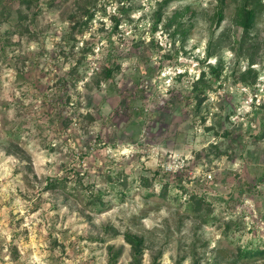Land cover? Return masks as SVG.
Wrapping results in <instances>:
<instances>
[{"label":"rangeland","instance_id":"rangeland-1","mask_svg":"<svg viewBox=\"0 0 264 264\" xmlns=\"http://www.w3.org/2000/svg\"><path fill=\"white\" fill-rule=\"evenodd\" d=\"M51 1L65 0H39L24 23L30 35L10 36L18 3L0 0V264H112L109 246L122 250L116 264H132L127 233L145 239L142 264H245L238 250L264 243V140L251 141L264 124V13L255 46L239 58V0H227L220 28L217 0H180L156 30L165 0H97L95 19L74 37L77 0ZM212 38L215 57L203 63ZM84 48L80 79L60 83ZM250 56L254 86L238 82ZM114 58L122 69L111 86L86 87ZM219 60L223 74L196 115L192 84ZM86 113L95 122L82 120ZM226 130L242 136L223 139ZM212 143L234 150L209 161ZM77 173L108 194L109 210L94 214L80 197L44 190L48 178L69 176L73 186ZM121 174L130 183L147 179L156 195L137 182L117 196ZM194 193L211 205L208 222L192 216Z\"/></svg>","mask_w":264,"mask_h":264},{"label":"trees","instance_id":"trees-1","mask_svg":"<svg viewBox=\"0 0 264 264\" xmlns=\"http://www.w3.org/2000/svg\"><path fill=\"white\" fill-rule=\"evenodd\" d=\"M17 1V10L19 11V17L17 23H15L14 31H9L7 34L12 36L14 33L20 34H28L30 35V26L24 24L25 21H29V12L31 8L39 2V0H16ZM69 0H65L64 2L51 1L49 4L51 7H60V5H64V3H68ZM129 1V0H125ZM180 0H165L162 5H160L159 11L157 12V18L155 19L154 30L158 28L159 23L162 21V12L164 9L169 7L172 3L179 2ZM97 0H77L75 4V8L73 12L70 14L69 21L72 25V37L75 33L83 32L86 28L90 26V23L93 22L95 16L97 14ZM219 5V10L215 15L216 28H220L221 24L224 21V12L226 9L227 0H217ZM239 13L234 19L235 25L241 29V35L236 40L238 43V57H242L245 53L244 51L251 50L252 47L255 46L254 39L252 38L253 33L255 32L258 26V20L261 17L262 13H264V0H239ZM9 9V8H8ZM11 13V11H10ZM180 14L179 11H176L175 14L167 20L166 26L171 27L173 22L176 20V17ZM10 15V14H9ZM120 15L121 11H119L118 16H113L112 20L115 22V26L118 27L120 25ZM213 41L212 38L208 44L205 57L203 59V63H207L211 58L215 57V52H213ZM75 49V46H73ZM237 48H232V50L236 51ZM89 50L83 49L81 53V58H79L75 65L70 69L68 77H64L60 83H65L67 80L72 77L73 85L80 79L77 75L80 73V68L84 66L87 53ZM256 60L250 56L247 58V66L244 71L239 74L238 82L246 86H254L257 84L259 73L254 68L256 65ZM208 73L202 72L197 79L192 84V92H193V101H194V109L195 114L198 115L201 112L203 104L208 100V89H214L212 87V83L214 84L216 81H219L220 77L223 74L224 67L223 62L221 60L217 61V65L208 64ZM122 65L119 60L116 58L109 60L107 63H104L96 72L93 73L91 81L87 82L86 87L94 81L98 87H101L104 84L111 86L114 82L115 77L121 72ZM208 75L213 77V81L208 85ZM181 77V76H180ZM85 77H83L84 79ZM72 98L70 96L66 99V104L71 103ZM58 107L60 103H57ZM62 119L61 114H59ZM82 120H86L90 123L95 122V117L92 113L80 114ZM205 121V117L202 119ZM64 123L68 126L71 125L70 119H65ZM242 134L237 133L236 131L226 130L224 134L221 136L223 139L232 140V142L239 139ZM253 138L251 141L255 144L264 140V124H260V131L256 135H252ZM223 144L220 143H212L206 150L205 157L211 161V158L219 159L223 156H229V150H234V147L229 145L227 148H222ZM78 180L71 185V180L69 176H64L60 178H48L46 181V186L44 187L45 191H61L65 194H73L76 197H80L83 199L86 208L94 213L101 214L106 210H109L112 204V201L108 198V194L102 190H96L94 186H85L83 183V177L80 173H77ZM111 179V178H110ZM116 186L112 188V191L115 189L119 192L117 196L125 197V193L129 192L131 189L132 183H137L140 188H143L147 191V197H151L156 195L153 192V184L150 183L147 179L141 178L140 180H133L131 183L128 180V177L123 176L121 174L116 179ZM169 185L166 184L162 187L160 197L167 199ZM188 201L191 203V213L192 216L196 219H201L205 222H208L211 217L212 210L211 205L208 203L206 197L200 194H192L189 196ZM125 239L127 243L131 246V256H132V264H142L143 253L145 250V239L139 235L127 233L125 235ZM104 241V239H101ZM112 264H116L117 259L121 256L122 250H116L114 246H109ZM12 256L14 258L18 257V252L15 247L12 248ZM238 259L245 264H261L264 261V243L260 244L256 248H244L239 249L237 252ZM154 264H157L154 262Z\"/></svg>","mask_w":264,"mask_h":264}]
</instances>
